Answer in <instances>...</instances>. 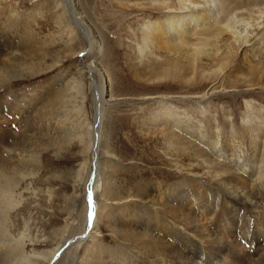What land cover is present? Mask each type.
I'll return each mask as SVG.
<instances>
[{
  "label": "bare ground",
  "instance_id": "6f19581e",
  "mask_svg": "<svg viewBox=\"0 0 264 264\" xmlns=\"http://www.w3.org/2000/svg\"><path fill=\"white\" fill-rule=\"evenodd\" d=\"M137 1L123 0L122 5L125 8L131 6L132 10L134 8L135 10L136 8L145 10L144 8L150 6L151 9H158L157 11L163 16L161 20L159 18L148 19L137 25L135 29L133 27L130 30H124L129 42L127 46L130 52L136 53L138 62L152 61L159 64L164 57L165 60H168V66L166 62L163 73L169 74L175 79L183 77L181 69L179 66H176L177 64L169 65L177 62L179 58L183 59V57L188 58L190 56L193 61H196L195 64L192 62L193 66L191 67L192 70H190L192 75L190 78L194 81L199 79L196 74L201 73L204 69H209L206 66L205 68L204 66H197V62L202 61V57H205L211 63L212 71L208 73L211 76L213 75L214 78H218L226 76L227 69H233L232 73L238 68V64L235 65L234 61L240 51V54H243V58L247 62L249 72L255 78L254 82L259 84L263 81L264 0H151V3L148 2L147 6L144 2L140 3ZM76 2V0H60L59 4L56 3V6L63 7L60 16L65 15L67 20L66 25L69 30L72 33L80 30L79 33L80 36H83V40L89 42L90 48L98 49L100 54L98 60H92L88 64L89 72H96L100 76V79L93 85L92 92V103L95 114L93 113L92 121L88 123L89 126L86 130L81 127L77 133L78 144L81 145L80 154L82 155V162L77 172L79 182L77 183L76 181V184L80 185L82 183L84 186L85 183L86 202L90 206L84 227L85 232L82 234V237L78 236V238L67 240L65 236L70 226L69 222L65 223L61 229V238L59 241L57 240L56 246L52 249L49 248L46 252L40 251L41 253L35 252L34 244L37 239L36 236L31 234L27 221L22 224L23 229H21V226V230H17L14 234L16 225L13 221V213L20 210L25 193H32L33 198L36 197L33 182L42 168L39 159L40 154L54 147L55 149H59L57 143L62 135L55 136L56 134L52 133L51 124L53 125V123L51 121L56 118L58 120V117L74 112L79 117V122H81V118H86V106L84 103L88 93L85 92L84 86L81 85L80 77L82 76L79 75L75 78H64L63 82H66L65 88H63L64 85L58 84L56 87V84L51 85L47 82L44 84L48 85V87L44 90L31 85H14V81L16 80L24 81L38 76L42 69H40L38 61H33L39 57H41L39 61L44 60L40 51L43 50L46 56V50L40 46L39 40L33 38V32L30 31L26 22L23 24L17 21L18 18L14 16V11L11 14L9 12L14 17L9 15L7 17L5 8L0 7V19H2L0 23V264H61L64 252L70 249L73 243L80 246L78 249L79 253L75 255L76 259H72L69 264H85L88 256L94 252L92 250L98 245L96 240L99 235L98 228L100 225L98 226V223L99 221L102 222L101 217L103 216H100V214L106 209V204L109 203L108 197L110 196L108 185H106L107 182H104L103 174L101 173L102 169H100L101 162L103 161L102 155L103 153L107 154L105 162H107V167L110 170L117 158L114 153L109 151L107 144H105L107 142H105L104 135V121L107 113L106 104L108 103H104V96L109 90H107L108 86L106 82L110 84V79L108 76H105L104 73L106 72L103 71L102 64L100 63L104 51L102 38L95 29V26L91 25L92 23H90L88 18L83 16L82 13L77 12ZM227 3L230 4V8ZM199 28H203L202 30L209 36H206L207 34L205 35L206 37L203 34L200 36ZM2 29L6 33L1 31ZM186 34L193 36L194 40L188 45H183L181 40ZM165 60L163 61L165 62ZM232 64L233 67L229 68ZM78 66L80 67L79 64ZM213 67H216V69L213 70ZM203 78L205 77L203 76ZM210 78V80L208 79L209 81L213 80L212 77ZM199 82L202 81L199 80ZM178 83V87L182 88L184 83L192 82L178 81ZM69 85H72V87L69 88ZM205 88L201 87L197 91L199 103H202L201 99L205 97L206 93L208 94V92H204ZM211 90L214 91L213 88ZM72 92L76 94L73 101V95H69ZM34 97H36V100L31 107L29 103L34 101ZM184 98H177L169 94L158 95L156 99L158 106L154 111V115L149 118L148 123L150 126L159 129L157 130V134L162 142L163 151L169 155L170 163L174 166L176 172L179 174L188 171V176L192 178H194L195 174H199L196 180H201L205 188L202 189V193H194L196 191L195 184H189L180 180L175 182V184L185 183L182 186L183 190L182 188L180 190L173 188L174 191L172 192L165 191L164 198L158 200L150 197L149 201L147 195L146 198L143 196L147 200L142 201V205L149 203L147 208L155 209L156 201H160L164 204V210L169 213V216L163 215V212L160 213L157 210L155 211L156 217L154 223L150 224L147 222L145 225H135L134 223L135 227L129 229L131 234H127L126 236L128 240L126 244L131 248L143 246L146 259L151 264H223L220 262V259H222L220 254L222 253L223 255V250L226 247L222 248L223 245L220 238H217L220 245L218 247L212 246L216 236H213L211 233V222L217 221L219 224H224L226 217L228 219L225 223L226 226H230V230H235L238 221L243 222L244 220H248L249 222L246 225V229L248 230H240L243 234V237L241 235L243 242H249L250 245L253 244L255 238L249 239L247 235L249 232L254 234L255 231L253 232V230L254 228L256 229V225H258L257 234H259L257 239H261L264 236V193L262 194V190H264V121L262 117L264 118V114L261 117L256 115V113L246 111L242 114V119H246L244 126L235 127L234 122L230 120L232 112L228 111L227 117L224 119L226 126H224L225 129H222L218 126L219 117L216 112V115L213 116L214 124L210 130L212 131L217 128V134L215 135V133H209L208 131L206 135H202V122L206 118L202 112L200 113V115L202 114L201 118H199L200 115L198 113L188 112L176 103L178 100ZM31 108H33L32 111H30ZM5 115L11 116L13 119H7ZM57 120L55 123L58 122ZM62 120L60 121L62 122ZM59 122L58 124L60 125ZM186 125L193 130L191 132H195V134H190L188 137H191V139L195 137V141L197 140L199 144L201 143L206 146L205 149L198 148L200 154H189L191 161L188 165L183 164V157L188 155V145L197 148V144L195 141L181 136L180 132L186 128ZM57 126L55 127L57 128ZM64 129L66 130V128ZM203 140L206 141L203 142ZM243 143H245L244 146L247 145L248 149H245L246 147L243 148ZM104 148L106 149L104 150ZM250 162L252 165L256 164L254 172L252 171L253 173L250 170ZM91 166L93 174L91 180L88 182V173L91 170ZM193 170H197V172H193ZM48 192L50 193L49 196L53 193L51 189ZM142 198L137 196L135 200H142ZM119 200H121V203H130L133 202L134 198L123 195ZM118 201L117 203L110 201V206L120 204ZM75 211L76 205H73L69 210V216L71 217ZM111 211L110 209V213ZM203 214L207 216L206 221L208 222L205 225H198V219ZM111 216L113 217V215ZM256 218L259 220L258 223ZM107 219L109 220V218ZM164 222L167 225H164ZM108 223L112 224L111 221H108ZM158 228H161V230H159L160 233L157 236L155 233H157ZM152 229H156L155 232ZM114 230L116 236L121 232L118 229ZM52 238L54 239V237ZM187 238H190V240H186ZM257 239L255 243L259 244ZM136 240H140V242L137 243ZM166 240H170L172 243L168 242L166 244ZM193 240L196 243L195 245H197L196 248L194 244L189 245L190 247H183V244L194 243ZM197 240L202 245L200 244L199 246L196 242ZM68 244H71V246L68 247ZM28 245H31L32 254L27 253ZM190 248L192 254H190ZM193 249H198V251L193 252ZM254 252L258 254V251L254 250ZM41 258H44V261L46 259V263H43L40 260ZM93 258L96 257L92 256L91 259ZM232 262L233 264H264V257L253 258V255L250 253L247 258L235 256ZM118 263L121 264L119 261ZM130 264L132 263L130 262Z\"/></svg>",
  "mask_w": 264,
  "mask_h": 264
},
{
  "label": "rangeland",
  "instance_id": "374dc122",
  "mask_svg": "<svg viewBox=\"0 0 264 264\" xmlns=\"http://www.w3.org/2000/svg\"><path fill=\"white\" fill-rule=\"evenodd\" d=\"M76 1L77 12H80L83 16H86L90 23H92L91 25L95 26V29L100 34L104 43V51L103 56L100 59V63L102 64L103 71L107 73H104L105 76H108V78L110 79V84L106 82L108 86L107 90H109L104 96V103L108 102L106 104L107 113L104 121V127L106 131H104V135L105 142H107L105 144H107L109 151L114 153L117 157L112 166V169L110 170V168L107 167V162H105L107 154L103 153L102 155L103 161L101 162L100 169H102L101 173L103 174L104 182L108 183H106V185H108L110 196L108 194L107 195L110 198L108 197L109 203L106 204V209L100 214V216H103L101 217L102 222L99 221L98 223V226L100 225V230L98 228L99 235L96 238L98 245L94 250H92L94 252H92V254L88 256V260L85 262V264H108L109 262V264H119L118 261L121 262V264H130V262L132 264H151L149 260L146 259V256L144 254V247L140 246V248H138V246V249L129 247L128 244H126L128 242L126 236L127 234H131L129 229L131 227H135L136 224L145 225L147 222L150 224L154 223V219L156 217L155 211L158 210L157 212H163V215L166 214L168 216L169 213L165 212V206L160 201H156L155 209H151L150 207L147 208V205L149 203L146 205H142V201L147 199L150 201V197H153L157 200L160 198H164V192H172L174 191L173 188H177L178 190H180L183 184H185H175V182L180 180L189 184H195L196 191L194 193H202V189L205 188L201 180H196V178L199 177V174H195L194 179L188 176V171H184L183 173L179 174L176 172L174 166L170 163L169 155L165 154V152L163 151L162 142L160 141L157 134V130L159 129L149 125V118L154 115V111L158 106L156 103L158 95L169 94L177 98L185 97L182 100H178L176 103L188 112L198 113L199 115L202 112V114H204L206 119L202 122V135H206L208 131L209 133L213 132L216 135L217 128L213 129L212 131L210 130V128L214 124L213 116L216 115V112L217 116L219 117L218 126L222 129H225L224 126H226V124L224 119L225 117H227L226 114L228 111L232 112V115H230V120L234 122L235 127L244 126L246 119H242V114L246 111L256 113V115L259 116H263L264 78L263 81L259 84H256L254 82L255 78L253 77L251 72H249L247 62L244 60L243 54H240L239 51L234 61L235 65L238 64V68L232 73L231 71L233 69H227L226 76L224 77L222 76L214 78L213 75L211 76L208 73L212 71L211 63H209L205 57H202V61H198L197 66H204V68L206 66V68L209 69H204V71H201V73L196 74L199 79L194 81L191 80L190 76L192 77V75L190 70H192V62H194L195 64L196 61H193L192 57L189 56L188 58L190 59L184 57L183 59L179 58L177 62L171 63L169 65L172 66L174 64H177L176 66H179L181 69L183 77L174 79L171 75L163 73V71L165 70L164 68L166 66V62L168 66V60H165L164 57L162 59L165 60V62L161 59V64L159 63L160 65L152 61H144L143 63L138 62L136 53L130 52L129 47L127 46V43L129 42L126 38V34L124 33V30H130V28L133 27V29H135L137 25H140L142 22H145L148 19L152 20L153 18H159L161 20L163 16L159 11H157L158 9H151V7L148 6V8H144L145 10L140 8H136V10L134 8V10H132L133 8L131 6H127L128 8H125V6L122 5L123 0ZM132 1L136 2L137 0ZM59 2L60 0H17V2L16 0H0V7L5 8L7 17L8 15L11 17L16 16V18H18L17 21L23 24L24 22H26L30 31L33 32V38L39 40L40 46L46 50V56L44 55L45 52L43 50L40 51L44 60L39 61V58H41L39 57L37 59H34L33 61H38V63L40 64V69H42L38 76L24 81L16 80L14 81V85H31L39 87L40 90H44L48 87V85L44 84L47 82L51 85L56 84V87L58 86V84H61L64 85L63 88H65L66 82H63L64 78L70 79L71 77L75 78L79 75L82 76L80 77L81 79L79 78L82 83L81 85L84 86L85 92L88 93H86L87 99L85 98L84 103L86 106V118H81V122H79V117H77L74 112H70L69 114L58 117V120L56 118L51 121L53 123V125L51 124L52 133L54 135L56 134L55 136L62 135L61 139L58 140L57 143L59 149L56 148V150L54 147L53 149H47L40 154L39 159L42 168L38 173L39 175L34 179L33 182V189L35 190L36 197L33 198L32 193H25V198L23 199L20 210L13 213V221L16 225V228H14L16 229L14 231V234L17 232V230L23 229L22 224L27 221L31 229V234L36 236L37 239L36 243L34 244L35 252L39 253H41L40 251L46 252V250L48 251L49 248L52 249L56 246L55 244L61 238V229L64 227L65 223L69 222L68 224L70 226V228L68 227L69 231L65 236L67 240H71V238L75 239L76 237L78 238V236L82 237V234H84L85 232L84 227L88 218V211L90 208L88 202H86L87 196L85 193V183L84 186L82 183L80 185L76 184V181L77 183L79 182V179H77V172L82 162V155L80 154L81 145L78 144L79 140L77 133L81 127L82 129L84 128L86 130V128L89 126L88 123L92 121L93 113L95 114L94 106L92 103V92L93 85L100 79V76L96 72L90 73L88 64L92 60H98L100 58V54L98 52V49L90 48L89 42L83 40V36H80L79 33L80 30L76 33H72L69 30L66 25L67 20L65 18V15L60 16L63 7L56 6L57 4H59ZM137 2H144V4H146L147 6L149 3H151V0H138ZM227 5L229 8L231 7L229 3H227ZM9 12L10 14L11 12H13L15 15H10ZM1 20L2 19H0V23L2 22ZM202 29L203 28H199V35L202 36L201 34H203L205 36L207 33H205V31H203ZM1 31L6 33V31L3 29ZM73 36L75 37L73 38ZM206 36L209 35L207 34ZM183 37L184 38H182L181 40V43L183 45H188L194 40L193 36L187 34ZM44 41L46 42V44ZM42 42L44 43V45ZM185 62L188 63L186 64ZM78 64L80 65V67L78 66ZM232 67L233 64L229 68ZM43 68L45 69L43 70ZM215 69L216 67H213V70ZM203 76L205 78H208L205 79L203 78ZM209 76L213 78V80H211L212 82L209 81L211 79ZM199 80L202 82H199ZM178 81H190L192 83H184L181 88L178 87ZM68 87L71 88L72 85H69ZM201 87H206L204 89V92H208V94L206 93L207 95L205 94V97L201 99L202 103H199L197 100L199 99L197 91ZM211 88H213L214 91H212ZM69 95H73L72 101L76 97V94H73V92ZM66 97L68 98V96ZM189 97L191 99H186ZM34 98V101L29 103L31 107L32 105H34V102L36 100V97ZM32 109L33 108H31L30 111H32ZM201 115L199 118H201ZM5 117L7 119H13V117L11 116L5 115ZM61 119H63L62 122L60 121ZM56 120L58 122L60 121V125L58 124V122L55 123ZM70 120H72V122H70ZM262 120L264 121L263 117ZM42 123L44 124L43 121ZM54 124H56L55 126H59H57L56 128ZM62 127L66 128V130L64 128L61 129ZM53 128L54 130H56L54 131ZM72 130L77 131H75V133ZM61 131L63 132L61 133ZM181 131V136L187 137L188 140L195 141V137L194 139L188 137L190 134H195V132H191L193 130H191L188 125H186V128ZM206 140H203V142H205ZM195 143L197 144V148L192 147V145H188V155H185L183 157L184 165H188L191 161V159H189L190 153H192L193 155L200 154V150L198 148H206L205 145L201 143L199 144L197 140L195 141ZM244 145L245 143H243V148L246 147L245 149H248L247 145ZM193 148L195 153L193 152ZM105 149L106 148H104V150ZM228 152L230 153L229 150ZM255 165H252L250 162L251 173L254 172ZM193 172H197V170H193ZM172 173L174 174L172 175ZM92 174L93 168L91 166V170L88 173V182L91 180ZM49 188L53 192L51 193V196H49ZM262 191L263 194L264 190ZM125 194L129 197L134 198L133 202L121 203V200L118 201L121 196H126ZM146 195L148 197L147 199H145ZM115 196H117L118 198ZM137 196L141 198L144 196L145 198L143 197L142 200H137V202L135 200V197ZM31 201L35 202L32 203ZM110 201L112 203H117L118 201L120 202V204H117L116 206L111 205V207ZM72 204L76 205V211L70 217L68 213L73 206ZM107 206H109L108 209ZM110 209L112 210L111 213ZM113 212L114 214H112ZM111 215H113V217ZM107 218H109V220ZM199 219L197 222L198 225H205L208 222L206 221L207 216L205 214L200 216ZM108 221H111L112 224H109ZM227 221L228 219L225 217L224 222L226 223ZM256 221L257 223L259 222L257 218ZM18 222H20L21 224ZM248 222V220H244L243 222L238 221L235 228L236 232L235 230H230V226H226L225 223L219 224L217 223V221L211 222L212 224L210 223V226L212 228L210 229L211 233L213 236H216L214 242L212 243V246L218 247L220 243L218 242L217 238H220V241L222 240V248L226 247L223 250V255L222 253L220 254L222 258L220 259L221 263L233 264L232 259H234L235 256L247 258L250 253L253 255V258L264 257V236L261 237V239H257V237H259V234H257L258 225H256V229L254 228L253 230V232L255 231L254 234L249 232V234L247 235L249 239L253 237L255 238L252 245H250L249 242H243L241 238V235L243 237L242 231L248 230L246 229V225L248 224ZM103 223H105V227L103 226ZM164 225L167 224H165L164 222ZM114 229H118L121 232H119L116 236L114 234ZM155 230L152 229L153 232H155ZM159 230H161V228H158V231L157 233H155V235L160 233ZM51 236L54 237V239ZM123 238L124 240H122ZM256 239L259 244L255 243ZM186 240H190V238H187ZM136 242L139 243L140 240H136ZM168 242L172 243V241L166 240V244H168ZM196 242L200 246L201 243H199L198 240ZM232 243H234L235 245ZM75 244L76 243H73L72 247L64 252L61 264H69L72 259H76L75 255H78V249L80 246L78 244ZM193 244H196L195 241L194 243L183 244V247H190L189 245ZM67 246L69 247L71 246V244H68ZM196 247L197 245H195V248ZM31 250V245H28L27 253L32 254L33 252ZM158 250L160 249L158 248ZM189 250L191 251V248ZM254 250L258 251V254H256ZM195 251L197 252L198 249H193V252ZM190 254H192V251L190 252ZM92 256H95L96 258L91 259ZM40 260H42L43 263H46V259L45 261L44 258H41Z\"/></svg>",
  "mask_w": 264,
  "mask_h": 264
}]
</instances>
